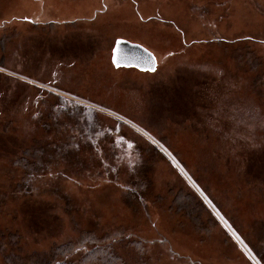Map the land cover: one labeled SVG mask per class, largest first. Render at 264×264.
<instances>
[{
    "label": "rangeland",
    "instance_id": "1",
    "mask_svg": "<svg viewBox=\"0 0 264 264\" xmlns=\"http://www.w3.org/2000/svg\"><path fill=\"white\" fill-rule=\"evenodd\" d=\"M28 1L0 0V264H83L84 237L119 264H264V0ZM25 7L73 23L34 34ZM118 39L156 70L110 66ZM52 92L112 117L80 128Z\"/></svg>",
    "mask_w": 264,
    "mask_h": 264
},
{
    "label": "crops",
    "instance_id": "2",
    "mask_svg": "<svg viewBox=\"0 0 264 264\" xmlns=\"http://www.w3.org/2000/svg\"><path fill=\"white\" fill-rule=\"evenodd\" d=\"M22 1L29 2L28 0H22ZM45 1H47V0H45ZM49 5L50 4L47 2V5H46V6H48L47 9L53 10V11H55V13H57V10L54 8H51ZM20 11L22 12V13H20V15L24 16V18L21 20L23 22H20V28L28 26L31 29V32L34 34H38V33L40 34L41 32H44V34H45L47 32L46 27H51V29L46 33L48 36H50V35H52V33H55L58 29H60L62 27L63 23H67V22L73 23V19L69 20L67 18H65L63 20L52 19V18L44 20V18H46L45 14L38 15L37 10H35V12L33 13L32 11L26 10V7H25V9L20 8ZM88 19H90V18H88ZM116 41H115V43L112 46V49L110 51V64L109 65L114 67V68H130L131 66H118V67H116L113 64L112 57H113V50L115 48ZM124 41H126V40H124ZM126 42H128V41H126ZM131 44H136V43H131ZM136 45H139V46L143 47L144 49L148 50L149 52H151L149 49L144 47V45L143 46L140 44H136ZM9 49H10V43H8V42L4 43V45L0 46V60L1 61L2 60L4 61L5 59H7V56L9 55V51H8ZM79 51H81V50H79ZM153 56H154V54H153ZM155 60H156V67H155V70H156L157 64H158L156 57H155ZM109 65H108V63H106L104 67H102V66L92 67L89 65V67L86 70H83V71H86V73H87L86 79H90L91 81H93L92 85H94L95 83H97L100 80L99 75L102 73L103 70L107 71L108 73L110 72ZM133 68H136V67H133ZM136 69L140 70L138 68H136ZM140 71H144V70H140ZM145 71H147V70H145ZM153 71H147V72H153ZM75 76L76 75L73 74L68 78H74ZM100 77H104V74H101ZM96 86H98V84H96ZM42 97H45V96L43 94L39 93L40 100H42ZM51 97H53L57 100L56 104H57L58 110H52L50 112L55 113V114H59L58 116H60V117L63 114L62 119H65V117H64L65 114L68 115L67 117H75L79 122L82 123V124H79V125H81L80 128H83V126L84 127H90V128L96 126V118H99L100 117L99 115H105V116L112 117L109 114L110 112L107 111L106 109H104L102 106H98V107L92 106V105H89V104H87L81 100H77V99L75 100V98H70L69 96H67L65 94L62 95V94L57 93V92H52ZM51 97H49V98H51ZM27 103H28V101H27ZM41 104H42V101H41ZM69 106L71 108H67ZM38 111H41V109L39 108ZM75 114H80V115L78 116ZM58 116L54 115L53 117H58ZM59 128H63V125L59 126ZM66 128H70V127L66 126ZM153 147L154 148H152V150L154 152H156L157 154L153 158L149 159V160H151V162L157 157L158 154H160L157 152V148H156L157 146L155 144H153ZM119 160L120 159H117V161H119ZM124 161H127V159H125ZM155 163H156V159L154 160V162L152 164H155ZM116 170H118V169H116ZM126 170H129V169H126ZM240 173H242V172H240ZM115 175L118 176L119 173L116 172ZM237 187H238V184H237Z\"/></svg>",
    "mask_w": 264,
    "mask_h": 264
},
{
    "label": "water",
    "instance_id": "3",
    "mask_svg": "<svg viewBox=\"0 0 264 264\" xmlns=\"http://www.w3.org/2000/svg\"><path fill=\"white\" fill-rule=\"evenodd\" d=\"M113 64L131 66L140 70L153 71L156 67L155 57L143 47L118 39L113 50Z\"/></svg>",
    "mask_w": 264,
    "mask_h": 264
},
{
    "label": "trees",
    "instance_id": "4",
    "mask_svg": "<svg viewBox=\"0 0 264 264\" xmlns=\"http://www.w3.org/2000/svg\"><path fill=\"white\" fill-rule=\"evenodd\" d=\"M38 166H43V164L39 163ZM31 174L32 173H29L27 178H29L31 176ZM80 243L83 246L86 245L87 243L92 244V247L89 248L87 253L85 255H83V258H81V261H80L81 263H83V264H96V262H98L99 264H119L118 257L115 255H112L108 252V251H112V248L109 246V243H105L104 246H106V247L100 248V246L98 245V242L89 241V239L87 237H84L82 239V242H80ZM136 243L138 245L141 244V242L138 240L136 241ZM69 249L70 248L67 245L65 247L57 246L54 249L56 256L52 255V258L49 260L48 264H77L76 262H68L67 260L63 261V259L65 257L67 259L68 256H70L72 254L73 248L70 252L65 253V252L69 251ZM63 254H64V256H63ZM58 257H61L62 259L57 260Z\"/></svg>",
    "mask_w": 264,
    "mask_h": 264
}]
</instances>
